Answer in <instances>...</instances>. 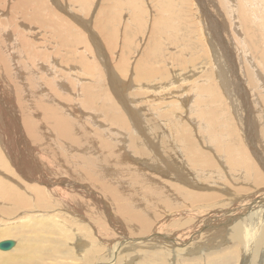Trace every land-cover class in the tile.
<instances>
[{
    "label": "rangeland",
    "instance_id": "374dc122",
    "mask_svg": "<svg viewBox=\"0 0 264 264\" xmlns=\"http://www.w3.org/2000/svg\"><path fill=\"white\" fill-rule=\"evenodd\" d=\"M239 143L264 163V0H0V240L15 242L1 254L43 236L45 220L74 249L47 264H263V240L248 258L225 223L264 190L244 166L228 171ZM29 168L50 189L38 204L21 182ZM101 180L134 212H117ZM21 192L30 202L16 209ZM257 197L242 206L263 207ZM199 204L183 226L207 231L198 245L157 243L160 222Z\"/></svg>",
    "mask_w": 264,
    "mask_h": 264
},
{
    "label": "bare ground",
    "instance_id": "6f19581e",
    "mask_svg": "<svg viewBox=\"0 0 264 264\" xmlns=\"http://www.w3.org/2000/svg\"><path fill=\"white\" fill-rule=\"evenodd\" d=\"M22 1H24V0H22ZM7 58V57H6ZM29 58V57H28ZM31 59H32V57H31ZM7 61H8V59H7ZM8 64H9V62H8ZM117 68V67H116ZM137 68H139L138 66H136V69ZM49 70V69H48ZM141 70V66H140V69H138V71H140ZM12 71V70H11ZM49 71H51V70H49ZM151 72H153V71H151ZM50 73V72H49ZM53 73V72H52ZM157 72H155V74H156ZM35 74H36V71L35 72H33V73H29V78H30V80L31 81H34V76H35ZM11 75H14L12 72H11ZM44 75H46V74H44ZM44 75H43V77H44ZM49 75V74H48ZM53 75H55V74H53ZM57 75V74H56ZM87 76V75H86ZM33 77V78H32ZM53 77V76H52ZM51 77V78H52ZM57 77H59V76H57ZM62 77V76H61ZM64 77V76H63ZM62 77V79H64ZM45 78H46V76H45ZM55 78V77H54ZM46 79H48V77L46 78ZM50 80H54L53 78L52 79H50ZM49 80V81H50ZM56 80H60V78L59 79H56ZM170 80V79H169ZM35 81H37V80H35ZM48 81V80H47ZM60 81H62V80H60ZM40 82H41V79H40ZM45 82H46V80H45ZM37 83V82H36ZM48 83V82H47ZM55 84H56V86H60V85H62L61 83H59V82H55ZM52 85H54V83L52 84ZM63 87H64V85H62ZM44 87V86H43ZM50 89H51V87H50ZM55 91L56 92H58L57 91V89H55ZM231 91V90H230ZM62 92H64V91H62ZM51 93H53V91L51 92ZM59 93V92H58ZM57 93V94H58ZM61 93V92H60ZM56 94V93H55ZM50 95H52V94H50ZM59 95V94H58ZM58 95H56V96H58ZM61 95V94H60ZM61 97V96H60ZM48 98V97H47ZM50 98H52V96H50ZM70 98V97H69ZM55 99V98H54ZM50 101V100H49ZM56 101V100H55ZM74 104L75 102H71V104ZM72 104V105H73ZM36 106V108L38 109V107L42 110V111H44L45 110V106L43 105V104H41V103H36L35 104ZM75 105H76V103H75ZM84 111V110H83ZM46 114V113H45ZM48 115V114H47ZM60 115H61V113H60ZM223 116V115H222ZM15 117V116H14ZM17 117V116H16ZM49 117V120H50V117L51 116H48ZM62 117H63V115H61V118L60 117H58V119L60 118V120L62 119ZM90 117V116H89ZM64 118V117H63ZM55 119H56V117H55ZM54 119V120H55ZM51 120H53L52 118H51ZM57 120V119H56ZM58 121V120H57ZM13 122H14V119H13ZM57 123V122H56ZM14 125H15V127H16V123L14 122ZM47 125V124H46ZM17 126L20 128V126H19V124L17 123ZM26 127V130L28 131H31V133L36 129L35 127H34V125H32L31 123H30V121L29 120H27V122L25 123V126H24V128ZM63 127H65V125H63ZM8 128V127H7ZM46 128V127H45ZM16 129H17V127H16ZM64 129V128H63ZM18 131V130H17ZM20 131V130H19ZM93 131V130H92ZM232 131V130H231ZM9 132H12V131H10L9 130V128L8 129H5V131L3 132L4 133V135H5V133H9ZM22 132V131H21ZM47 132V131H46ZM82 132V131H81ZM223 133V132H222ZM246 133V132H245ZM79 134V133H78ZM85 134V133H84ZM49 135V134H48ZM68 135V134H67ZM67 135H66V137H67ZM82 135V134H81ZM246 135H247V133H246ZM40 136V135H39ZM2 137V136H1ZM84 137V136H83ZM81 138V137H80ZM68 140H69V137H68ZM70 140H72V139H70ZM79 140V139H78ZM81 140V139H80ZM83 141H84V139H82ZM66 141H67V139H66ZM76 141V140H75ZM75 141H73V142H75ZM88 141V140H87ZM247 141H248V144L250 143V141H249V139H248V137H247ZM78 142V141H77ZM238 142V141H237ZM62 143V142H61ZM66 143V142H65ZM64 143V145H66ZM193 143V142H192ZM75 144V143H74ZM80 145L82 144V143H79ZM78 144V145H79ZM62 145V144H61ZM83 145V144H82ZM190 145V144H189ZM63 146V145H62ZM72 146V145H71ZM71 146H68V147H71ZM77 146V145H76ZM192 146V145H191ZM194 146V145H193ZM73 147H74V145H73ZM213 147V146H212ZM212 147H209V148H211L212 149ZM63 148V147H62ZM237 148L238 149H235L238 153H239V156L237 157V162L235 161V159H232V160H230L231 161V168L228 170V171H232V172H237V173H246L245 171H248L249 172V174L251 173V176L253 177V179H254V181L256 182L254 185H257L256 186V189H258L257 187L259 186V187H262L263 185H264V177L262 178L261 176V174H264V163L262 162V161H258V162H260V163H258V164H255L254 163V158H250V155H249V153L248 152H246V150H245V148H244V145L242 146V148L243 149H241V145H240V143H239V145L237 146ZM246 148H248V147H246ZM250 148V147H249ZM251 150L250 151H253V149L252 148H250ZM34 150L36 151V148H34ZM38 150H39V148H38ZM38 150L36 151V152H38ZM98 150V149H97ZM105 150V149H104ZM114 150V149H113ZM213 150V149H212ZM233 151V150H232ZM214 153V152H213ZM101 154V153H100ZM253 154H255V152H252V156H253ZM18 155L20 156V159H21V161H23L26 157H27V154L23 151L22 153H21V151L18 153ZM28 155H30V156H32V157H34V156H36L37 154H35V153H33L32 151H29L28 152ZM215 155V154H214ZM256 155V154H255ZM257 156V155H256ZM108 157V156H107ZM106 158V157H105ZM116 158V157H115ZM257 158V157H256ZM107 159V158H106ZM221 159V158H220ZM250 159L253 161H250ZM114 160V159H113ZM208 160H206V162L204 163V162H200V163H196V165H197V168H198V170L201 172V173H206V172H203V170L202 169H205V168H201L200 169V167L202 166L203 167V165H206L208 162H207ZM227 161V160H226ZM210 162V161H209ZM56 163H58V162H52V163H49V166H50V168H51V171H54V170H56V171H61V167L58 165V164H56ZM72 163V162H71ZM228 164H229V162H227ZM238 164L239 166H237V168L238 167H242V166H244L243 168L245 169V171H236V169L235 168H233L234 166H235V164ZM64 164H66V163H64ZM73 164V163H72ZM199 164H201V166L199 165ZM209 164V163H208ZM18 165V167L19 168H21V165L20 164H17ZM211 165H213V164H210V166ZM215 165V164H214ZM234 165V166H233ZM209 166V167H210ZM233 166V167H232ZM240 167V168H241ZM30 169L31 168H29L28 169V174H29V176L27 177V179H24V178H22V180H21V182H22V184H23V186H24V188L25 189H29L30 191H34L35 193H36V195H35V198L34 199H36V201L33 199V203H36V204H38L39 203V201H40V198H41V195L43 194V192L44 191H47V190H50L49 188H42V187H40L39 185H37V184H35V183H33L32 182V180L35 182L36 180H37V178L35 177V174L32 172V170H31V172H30ZM43 170H48V171H50L49 170V168H48V166L47 165H45L44 166V168H42V169H38V173H37V175L39 176V175H41L42 173L41 172H39V171H43ZM207 170V169H206ZM210 171V170H209ZM248 172H247V174H248ZM209 173V172H208ZM207 174V173H206ZM218 174V173H217ZM209 175V174H208ZM241 175V174H240ZM30 177V178H29ZM126 182V181H125ZM127 183V182H126ZM101 184H103V185H101ZM126 184L124 183V184H122V187L123 188H126L127 186H125ZM147 185H148V183H147ZM103 186H105L104 188H102ZM108 186V187H107ZM118 186L119 187H121L120 186V184H118ZM157 186V185H156ZM98 187H100V188H102V190H104V191H106V192H108V196H107V198L109 199L110 197H113V198H115V200H114V205L116 206L115 207V209H116V211L117 212H119L120 214H122V215H125V214H127V213H130V212H134V210H133V208H135L134 206H133V203H131V202H129V200H128V195L126 194V193H123V195H124V198H125V202H127V204H126V206H123V205H121L119 202L120 201H118V200H122V199H120V198H118V197H116V196H114L111 192H110V188H112V186L107 182V181H104V180H101V181H99V184H98ZM97 187V188H98ZM118 187V188H119ZM121 187V188H122ZM153 187L154 188H156L157 189V187H155L154 185H153ZM130 188V187H129ZM128 188V189H129ZM144 188V187H143ZM146 188V187H145ZM151 188H152V186H151ZM153 188V189H154ZM120 189V188H119ZM131 189V188H130ZM155 189V190H156ZM238 189H244V187H239V188H237V190ZM247 190L249 189V188H246ZM262 189V188H261ZM99 190V189H98ZM97 189L95 190L96 191V193H97V191H98ZM57 191H59V190H57ZM122 191V190H121ZM239 191H242V190H239ZM258 191V193H257V195H255V194H253V195H250V194H248L247 195V197L246 198H244V199H240V201H239V204L237 205V209H236V211L235 212H233L232 213V217L231 216H229V217H227L226 215H224V217H226V219H225V223H229L230 222V225H229V229H227V233L229 234V236H230V238H229V241L230 240H237L236 242H235V244L236 243H238L239 242V244H240V242H242L243 241V243H245L246 245H245V254H247V256H248V258L251 256V254L253 253V251H254V253H253V255H256V254H258L259 253V242L260 241H262L263 240V242H264V206L263 207H260V206H257V205H254V206H250V207H248V208H245V207H243L242 206V201L243 200H245V199H252L254 202H255V199H253V196H258L257 198H259L258 200H256V202H263L264 201V196H260L262 193H264V190H261V191H259V190H257ZM157 192H158V190H157ZM100 194V193H99ZM106 195V194H105ZM91 196V195H90ZM34 197V196H33ZM101 197H103V196H101ZM184 197H185V195H184ZM98 198H99V196H98ZM104 198V197H103ZM102 198V199H103ZM113 198H111V199H113ZM199 198V197H198ZM209 198V197H208ZM212 198V197H211ZM211 198H209V199H211ZM231 198V202L232 203H236L237 202V199L236 198H233V197H230ZM256 198V197H255ZM59 199H60V202H64L65 203V206L66 207H68L69 205H70V202L68 201V199L66 198V197H64L62 194H60L59 195ZM75 199V196L74 195H72V200H74ZM92 199V198H91ZM101 199V198H100ZM195 199V198H194ZM215 199V198H214ZM203 200H205V199H203ZM12 201L13 202H15L16 204V206H15V208L16 209H19V208H24V207H26V205L30 202V199L28 198V197H26V195L25 194H23L22 192H21V194H20V197H14L13 199H12ZM105 201H107V200H105ZM104 201V202H105ZM111 201V200H110ZM123 201V200H122ZM195 202L197 201V200H194ZM194 201H192V202H190V203H194ZM111 203V202H110ZM123 203V202H122ZM109 205V204H108ZM111 205H113V204H111ZM135 205V204H134ZM138 206L136 205V208H137ZM193 207V206H192ZM195 207V209H191L190 210V212H188V213H186V212H184V213H182V214H180L178 217L177 216H174V217H171L170 216V218H167L166 217V219L165 220H163L162 222H160L159 223V225H158V227L156 228V230L160 233V234H162V235H164L163 237H161V238H158V242L157 243H160V244H169L172 248H174V244H176V242H180V240L181 239H184V240H186V242H188L186 245H185V242L184 243H181V245L182 244H184V246L183 247H180V248H185L186 250H190L191 249V247L193 248V247H195L196 245H198V242H199V240H200V238L205 234V233H207V231H203V230H201L200 228H195V229H186V230H184V223H185V219L187 218V216L188 215H191L194 211H196L197 209H199V208H201V206H200V204H199V206L197 207V206H194ZM138 209V208H137ZM80 212V211H79ZM236 212H237V214H236ZM142 214L144 215V213H143V209H142ZM79 215V214H78ZM92 216V214H90L89 212H86V216ZM137 215H138V218H139V221H141V224H145V226L147 225V222H146V220H144V219H141L142 217H140V216H142L140 213H138L137 212ZM79 216H81V215H79ZM90 216V217H91ZM82 217V216H81ZM94 217H96V216H92V218H94ZM236 217H238V222H235L234 220H232V218H236ZM131 218H132V216H131ZM43 219V218H42ZM41 219V220H42ZM96 219H98L97 217H96ZM232 220V221H231ZM143 221V222H142ZM54 222V221H53ZM41 223H42V225H45L43 228H41V232H44L43 233V236H41V234H39V235H37L35 238L34 237H32L30 234L27 236H24L25 237V241H24V243L21 245V247L19 248L18 246H17V249H13L12 251H10V252H8V253H6V254H1L0 253V264H47V260H50V261H52V260H56L57 258H61V259H63V258H69V257H71L72 255H73V248L71 247H65L64 246V244L62 243V242H60V237H54V238H50L49 237V234H51V233H56L55 231H53V230H51L50 229V224L49 223H47L45 220H42L41 221ZM232 223H235V225H233V226H231V224ZM57 225V224H56ZM59 225V224H58ZM54 228V227H53ZM71 229V228H70ZM38 229H35V230H33L32 232H34V231H37ZM64 232H66L67 233V236H70V237H72L73 236V234L71 233V230H69V229H67V230H65ZM179 234H181V235H179ZM60 235H62V234H60ZM10 236H12V235H10ZM182 236V238H180ZM23 237V236H22ZM199 238L198 240H194V239H196V238ZM235 238V239H234ZM161 239H163V240H161ZM5 240V239H4ZM10 240H12V239H10ZM72 239H70V241H71ZM171 240V241H170ZM0 241H2V240H0ZM12 242H13V246H15L14 244H15V242H14V240H12ZM171 242V243H170ZM234 242V241H233ZM86 242H84L83 243V245L85 244ZM89 243V242H88ZM200 243V242H199ZM20 244V243H19ZM173 244V245H172ZM12 246V247H13ZM12 247H10L9 249H2V251H8V250H10ZM86 247V246H85ZM179 247V246H178ZM259 247V248H258ZM87 248H85V250H86ZM175 249H177L176 247L173 249V250H175ZM235 250L237 249V248H234ZM1 250V249H0ZM20 250V251H19ZM84 250V249H83ZM264 250V249H263ZM17 251H19V254H17V255H15L16 254V252ZM73 251V252H72ZM94 251V250H93ZM233 251V250H232ZM81 252H82V250H81ZM95 252H96V249H95ZM235 252V251H234ZM252 252V253H251ZM92 252L90 251V250H87L86 252H85V254H84V257H86L85 259H87L88 260V258L90 257V254H91ZM231 253H233V252H231ZM264 253V252H263ZM235 254H236V252H235ZM237 255V254H236ZM262 255V254H261ZM264 256V255H263ZM158 257V256H157ZM230 258H232V256H229ZM233 257H234V254H233ZM90 260V259H89ZM88 260V261H89ZM164 261V260H163ZM248 261V260H247ZM260 262V261H259ZM86 263V262H85ZM262 264V263H261ZM264 264V263H263Z\"/></svg>",
    "mask_w": 264,
    "mask_h": 264
},
{
    "label": "water",
    "instance_id": "95a60500",
    "mask_svg": "<svg viewBox=\"0 0 264 264\" xmlns=\"http://www.w3.org/2000/svg\"><path fill=\"white\" fill-rule=\"evenodd\" d=\"M13 246V242L10 239H5L0 241V249H9L10 247Z\"/></svg>",
    "mask_w": 264,
    "mask_h": 264
}]
</instances>
